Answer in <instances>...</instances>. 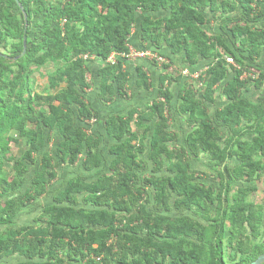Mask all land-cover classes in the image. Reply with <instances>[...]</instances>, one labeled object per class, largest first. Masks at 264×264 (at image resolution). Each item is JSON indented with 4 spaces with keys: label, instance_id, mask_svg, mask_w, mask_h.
<instances>
[{
    "label": "trees",
    "instance_id": "trees-1",
    "mask_svg": "<svg viewBox=\"0 0 264 264\" xmlns=\"http://www.w3.org/2000/svg\"><path fill=\"white\" fill-rule=\"evenodd\" d=\"M262 1L21 0L29 13L26 28L25 21L21 25L15 13L18 1L0 0V43L26 35L29 62L44 66L48 62L62 61L63 65L50 74V86L57 88L61 83L66 84L55 94L39 95L30 91L25 97L22 81L28 82L27 67L21 65L18 73L9 78V73L15 71L0 57V176L4 166L1 151L8 148L10 141L7 134L17 129L27 138L29 146L23 157L15 162L14 180L1 186L0 195L22 188L28 171L25 162H35L36 154L46 147L49 135L55 131L61 137L58 152L62 161L69 164L80 161L88 171L99 165L101 139L89 133L84 126L76 125L77 118L84 121L94 114L98 115L97 112L93 114L86 97L90 88L86 62L93 57L105 61L98 72L101 78L100 99L107 101L114 96L126 97L130 71L125 68L122 58L115 63L107 61L113 53L129 52L138 11L155 13L170 10L169 17L153 19L151 15H146L143 19L141 37L150 46L161 48L165 43L172 54H184L185 61L190 65H195L199 58L213 59L201 78L205 82L203 97H199L192 86H185L179 95V111L187 115L189 123L194 126L186 139L191 153L194 156L208 153L215 161H225L226 154L221 145L223 133L215 123L218 122L236 138L233 152L247 163L252 179V174L264 168L257 166L255 161L264 156V103H253L243 98V90L248 86L243 60L223 37L210 35L203 26L209 21L205 11L215 14L241 8L245 24L241 21L236 23L231 28L232 35L240 40L242 51L248 52L247 58H260L264 55V25L253 27L250 22L259 18L258 7ZM36 4L45 19L37 23L35 31L31 18L34 12L32 6ZM18 8L23 16V11ZM23 50L24 38L18 47L19 52ZM224 52L241 68L228 63ZM230 70L236 74L227 84L229 102L216 111L213 119L205 101L214 102L216 87L229 78ZM136 73V87L151 90L152 83L145 68L137 66ZM167 80L166 75L160 78L159 97L148 106L149 112L158 118L149 153L156 174L143 181L140 178L147 170L138 158L145 149L148 131L142 135L140 129L133 130L136 111H130L128 116L112 115L106 119L105 128L116 140L110 149L116 157L112 165L113 173L101 175L94 181L80 177L70 179L66 188L56 196L55 203L45 208L43 216L47 218L42 223L50 228L54 247L62 246L68 239L73 241L70 250L75 251L79 258L69 264H111L120 254L123 255V264H157V244L141 235L151 227V220L167 224L166 245L161 250L165 255L173 256L174 264H229L225 259L226 223L229 221L231 224L229 233L233 240L248 207L237 201L231 205L230 211L219 208L210 237L202 221L185 215L192 212L197 217L205 216L210 212V203H214L216 198L211 189L196 181L184 156L186 151L170 149L167 145L168 111L174 97ZM263 81L264 72H261L257 86ZM34 100L48 106V111L37 112ZM74 106L79 107L78 115L72 109ZM243 123L247 125L243 127ZM247 128L255 132L251 141L243 139ZM166 161L170 163L168 166L164 165ZM55 176L52 158L46 153L31 187L20 198L0 204V224L12 223L21 208L46 195L48 184ZM143 185L155 191L156 212L142 205L134 215L135 206L143 200ZM86 192L89 194L84 201H79L78 195ZM173 209H177L179 214L170 215ZM117 212L133 215L137 225L120 227L116 223ZM43 225L38 228L39 232L33 231L32 226H25L11 230L9 234H1L0 256L19 254L26 259L19 264H59L56 259H50L52 256L45 251L47 241L40 233ZM229 244L235 248L232 241ZM262 253L264 246L255 247L251 253L243 252L241 259L233 264H251ZM129 258L133 259V263L128 262Z\"/></svg>",
    "mask_w": 264,
    "mask_h": 264
},
{
    "label": "rangeland",
    "instance_id": "rangeland-1",
    "mask_svg": "<svg viewBox=\"0 0 264 264\" xmlns=\"http://www.w3.org/2000/svg\"><path fill=\"white\" fill-rule=\"evenodd\" d=\"M48 1L57 2L59 0ZM17 6L23 11V16L20 14L18 7L15 8V13L20 19L21 25L23 23L22 21H25L27 28L29 24V13L21 3V0H19ZM32 8L34 12L31 21L34 26L33 29L36 31L38 29L36 26L37 23L39 21H44L45 16L39 12L40 8L37 4L32 6ZM258 12H260L259 18L250 22V25L253 27L264 25V1L259 3ZM146 15H151L153 19L165 18L170 16V10H161L155 13H143L138 11L136 14V25L133 29V35L136 36V38L132 39L130 45L135 50L149 48L164 59L159 60L156 58H142L136 56L122 57L125 68L131 73L126 97L114 96L107 101L100 99L101 78L98 72L105 63L94 58H89L86 62L87 77L90 82V88L87 90L86 97L93 114L97 112L98 115L94 114L90 119L84 121L77 118L76 125L84 126L89 133L101 139L98 150L100 156L99 165L88 171L80 161L76 164H69L62 161L58 152V143L61 141V137L56 131L51 133L46 147L36 154L35 162H25L28 171L25 175L22 188L0 195V204L3 205L5 201L9 199L20 198L31 187L33 178L41 170L42 160L46 153L51 156L56 173V176L53 177L48 184L49 192L36 199L30 205L21 208L14 217L12 223L0 224V235L9 234L11 230H16L25 226H32L33 231L38 230V228L43 225V219L47 218L43 216L45 208L55 203L56 196L66 188L70 179L80 177L87 181H94L101 175L113 173L112 165L116 157L112 155L110 149L116 143V140L107 133L105 128L106 119L112 115L128 116L130 111H136L135 119L132 122L133 130L140 129L142 135L144 131H148L147 138L144 141L145 149L139 154L138 158L147 166V170L141 174L140 178L143 181L144 178L156 174V172H154L155 166L152 160L149 159V153L151 139L155 132V124L158 118L149 112L148 106L159 97L160 78L166 75L168 77L166 84H168L174 96L171 108L168 111L169 126L167 128V145L170 149L178 151L184 149L186 151L184 152V156L190 164L196 181L204 186V188L211 189L216 198L214 203H210V212L205 216L197 217L193 215L192 212H186L185 215L196 217L202 221L207 228L206 234L210 237L215 229L214 217L216 216L217 210L219 208H226L230 211L231 205L235 204L237 201L243 202L248 209L245 211L243 223L237 226V236L234 237L233 240H231L229 233L231 224L229 221L226 223L225 259L229 264L237 263L243 256V252L251 253L255 247L264 246V168L252 174L254 176L251 179L252 171L246 168L247 163L238 159L233 152L236 148V138L230 134L226 127L220 125L218 122L215 123L223 133L221 145L226 154L225 161H215L208 153H201L198 156H194L191 153L186 139L188 135L193 132L194 126L189 123L188 116L181 114L179 111V105L181 103L179 95L185 86H192L198 92V96L201 98L203 97L205 82L201 78L205 75L209 67L208 65L213 59L205 60L199 58L195 65H190L185 61L184 54H172L165 43L161 48L154 47L153 45V47L150 46V43L145 42L141 37V24ZM205 15L209 21L203 26V29L210 35L223 37L230 48L245 64L244 77L248 78V86L243 90V98L249 99L253 103H264V81L261 85L257 86V80L260 79L261 72H264V55L256 59L247 58L249 56L248 52L242 51L240 40L235 38L231 32V28L236 23L241 21L240 23L245 24L241 16L242 9L239 8L234 12L227 13L217 12L215 14L205 11ZM23 38L24 50L19 52L18 47L21 45ZM27 46L26 35H22L21 38L18 39L9 38L7 43H0V57L4 58V62L15 71L14 73H9L8 77L13 78L21 69L20 66L25 65L28 69L27 74H29L28 82L25 80L22 81L25 87V97L29 96L30 91H32L33 94L48 95L55 94L62 90L66 84L61 83L57 88H52L50 86L49 77L60 65H63V62H48L44 66L34 65L29 62ZM224 57L228 63L234 65L238 69L241 68L235 60H228V58H232L228 53L224 52ZM138 65L144 66L146 69L149 80L152 83L151 90L147 91L136 87V67ZM184 68L189 69L187 76H184L182 72ZM235 74L234 70H230L229 78L216 87L214 102L205 101L213 119H215L216 111L229 102L227 84ZM34 108L37 112L48 111V106L42 104L39 100H34ZM72 109L76 115H78L79 107L74 106ZM244 125L247 124L243 123L242 126L244 127ZM254 134L255 132L252 128H247L243 135V139L251 141ZM7 138L10 139L8 148L1 151V155L4 157V166L0 176V188L5 183L14 180L16 174L14 169L15 162L23 157L25 151L29 147L27 138L22 136L17 129L11 130L7 134ZM255 161L257 166L261 165L264 167V156L258 157ZM169 164V161H166L164 165L168 166ZM143 186V200L139 206H135L133 210L134 215L141 209L142 205H146L147 208L156 212L154 205L155 191L150 186ZM88 194L87 192L79 194V201L83 202ZM149 199L151 200L149 201ZM155 214L156 213H154V215ZM169 214L176 216L179 212L177 209H173ZM247 216L249 217L247 218ZM116 218V223L120 227H135V225H137V222L133 221L135 220L133 215L126 214L125 212H117ZM150 223L151 227L142 232L141 235L146 236L149 240L157 244L159 250L157 264H174L173 256L165 255V253H163L164 251L161 250L166 245L164 241L167 224H159L153 220H151ZM40 233L43 234L42 238H45L47 241L45 244V251L48 255L52 256L50 259H56L59 264H69L79 258V256L75 255V251L71 252L70 250V244H73L71 239H68L65 244L60 247H54L52 240L53 234H51L50 228L43 225ZM231 241L235 248L229 244ZM177 251H179V248ZM263 254L264 253L261 255ZM122 256L121 254L118 255L111 264H123L121 260ZM39 257H42V255ZM132 260V258H129L128 262L133 263ZM24 261H26V259L19 254L0 256V264H19Z\"/></svg>",
    "mask_w": 264,
    "mask_h": 264
},
{
    "label": "built area",
    "instance_id": "built-area-1",
    "mask_svg": "<svg viewBox=\"0 0 264 264\" xmlns=\"http://www.w3.org/2000/svg\"><path fill=\"white\" fill-rule=\"evenodd\" d=\"M129 52L128 53H113L110 58L108 59L107 62H112L115 63L119 58L122 57H127V56H136V57H142V58H156L159 60H163L164 58L162 56H158L157 53H155L154 51H152L151 49L147 48L144 50H135L130 44H129ZM86 58H88V55H86ZM94 58V57H93ZM229 61H233V58H228ZM183 74L184 76H187L189 69L188 68H184L183 69Z\"/></svg>",
    "mask_w": 264,
    "mask_h": 264
},
{
    "label": "water",
    "instance_id": "water-1",
    "mask_svg": "<svg viewBox=\"0 0 264 264\" xmlns=\"http://www.w3.org/2000/svg\"><path fill=\"white\" fill-rule=\"evenodd\" d=\"M19 2V0H17ZM22 9L24 10L23 6ZM26 43V40H25ZM26 50V47H25ZM264 263V254L261 255L257 260L253 261L251 264H263Z\"/></svg>",
    "mask_w": 264,
    "mask_h": 264
},
{
    "label": "crops",
    "instance_id": "crops-1",
    "mask_svg": "<svg viewBox=\"0 0 264 264\" xmlns=\"http://www.w3.org/2000/svg\"><path fill=\"white\" fill-rule=\"evenodd\" d=\"M132 34H134V32L132 33ZM133 38H136V36H134V35H132L131 36V38H130V41L132 42V39ZM95 59V58H94ZM96 60H99V59H96ZM99 61H102V60H99ZM104 63H105V61H103ZM138 66H141V65H138ZM144 67V66H143ZM146 70V69H145ZM137 80V79H136Z\"/></svg>",
    "mask_w": 264,
    "mask_h": 264
}]
</instances>
